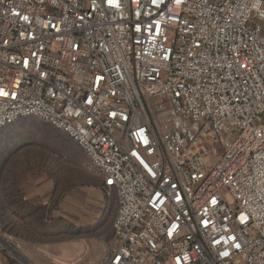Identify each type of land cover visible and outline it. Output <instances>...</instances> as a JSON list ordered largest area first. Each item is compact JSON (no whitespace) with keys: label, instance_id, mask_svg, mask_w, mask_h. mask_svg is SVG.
<instances>
[{"label":"built area","instance_id":"1","mask_svg":"<svg viewBox=\"0 0 264 264\" xmlns=\"http://www.w3.org/2000/svg\"><path fill=\"white\" fill-rule=\"evenodd\" d=\"M27 118L116 195L101 264H264V0H0V134Z\"/></svg>","mask_w":264,"mask_h":264},{"label":"rangeland","instance_id":"2","mask_svg":"<svg viewBox=\"0 0 264 264\" xmlns=\"http://www.w3.org/2000/svg\"><path fill=\"white\" fill-rule=\"evenodd\" d=\"M117 199L70 136L36 118L0 134V264H101Z\"/></svg>","mask_w":264,"mask_h":264},{"label":"snow or ice","instance_id":"3","mask_svg":"<svg viewBox=\"0 0 264 264\" xmlns=\"http://www.w3.org/2000/svg\"><path fill=\"white\" fill-rule=\"evenodd\" d=\"M112 2H113V0H108V3H109V4H111ZM151 3H152V4H155V3H156V0H151ZM25 19H27V17H25ZM137 31H139V29H137ZM25 66H26V65H25ZM245 67H246V66H245ZM5 95H7V93H5ZM113 115H115V114L113 113ZM109 183H111V181H109ZM213 203H215V201H213ZM204 223L207 224V221H204ZM234 246H235V248H237V249L240 248V244H238V243L235 244ZM223 254H224L225 256L229 255V253H227V252H224Z\"/></svg>","mask_w":264,"mask_h":264}]
</instances>
